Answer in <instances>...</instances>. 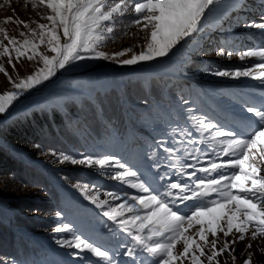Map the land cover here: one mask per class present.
I'll return each mask as SVG.
<instances>
[{
	"label": "snow or ice",
	"instance_id": "6c2138e0",
	"mask_svg": "<svg viewBox=\"0 0 264 264\" xmlns=\"http://www.w3.org/2000/svg\"><path fill=\"white\" fill-rule=\"evenodd\" d=\"M221 3L222 0H39L37 5L33 0V8L44 6L50 10L51 14L42 17L48 23L32 21L36 28H31L27 21H13L18 28L27 30L19 33L24 37L22 41L0 28L3 34L0 58H7L15 72L22 60L42 62V67L14 80L0 64V73L13 89L0 94V114L7 112L22 94L78 61L113 59L122 65H137L168 57L173 49L179 51L178 45L182 48L184 43L199 38L208 16ZM239 7L243 9L246 4L240 3ZM130 12L135 18L126 23L123 18ZM12 20L8 17L5 22ZM236 24L264 30V15L260 22L237 20ZM132 26L146 32L145 43L138 53L120 60L132 53L133 48L125 47L112 54L102 50L107 41L118 39V32L121 37L129 35L127 30ZM216 54L231 58L236 52L221 47ZM238 55L242 61L255 58V62L235 70L210 67L205 70L220 77H249L264 85V43L240 50ZM181 101L189 104L184 97ZM185 111V122H175L168 139L159 142L165 155L159 162L164 171L157 177L158 187L142 180L138 170L120 164L113 157L59 155L61 162L98 165L101 169L114 162L112 166L119 170L110 173L109 178L138 190L140 194H130L101 191L88 182L75 185L116 229L130 238L123 246V254L132 258V264H222L220 258L225 253L235 264L236 243L249 235L252 240L264 237V103L246 108L252 114L251 119L245 118L250 129L247 134L212 120L198 108L187 107ZM189 160L192 163L186 162ZM188 168L191 172H186ZM169 169H175L177 179H171ZM184 176L187 180L182 179ZM188 201L194 203L186 205L189 212L182 213L177 204ZM106 227L113 231L111 226ZM54 231L66 233L55 242L62 248L74 249L69 255L83 264L100 261L112 264V258L119 254L69 223L59 224ZM221 234L225 239L221 240ZM180 244L182 250L177 251ZM251 247L249 243L247 248ZM138 251L147 257L137 255ZM244 264H253L252 257Z\"/></svg>",
	"mask_w": 264,
	"mask_h": 264
},
{
	"label": "trees",
	"instance_id": "16d2710c",
	"mask_svg": "<svg viewBox=\"0 0 264 264\" xmlns=\"http://www.w3.org/2000/svg\"><path fill=\"white\" fill-rule=\"evenodd\" d=\"M132 19L130 15L125 22ZM190 66L198 68L196 63ZM180 86H162L155 76L138 75L124 78L121 89L114 84L99 87L91 97L70 93L60 107L46 103L20 111L31 98L19 103L14 109L19 111L0 122V264L11 259L30 264L42 254L35 239L47 241L57 234L54 224L63 199L53 179L79 190L75 185L100 176L106 168L61 162V153L102 158L113 142L126 141L132 119L140 126L153 107L165 106L164 91L173 103L181 101L183 95L176 92Z\"/></svg>",
	"mask_w": 264,
	"mask_h": 264
},
{
	"label": "rangeland",
	"instance_id": "374dc122",
	"mask_svg": "<svg viewBox=\"0 0 264 264\" xmlns=\"http://www.w3.org/2000/svg\"><path fill=\"white\" fill-rule=\"evenodd\" d=\"M37 5H39V0H35ZM33 0H0V28H3L7 30L9 33V36L17 37L21 41L24 39L19 35L21 29L22 31L27 32V30L23 29L21 27H17L16 23L13 21L15 20H24L29 22L31 28H36V23H32V21H35L37 23H48V21L42 19V17L47 16L50 13V10L47 9L44 6H38L33 8L32 7ZM132 15L133 19L135 18L134 13H129L126 15L123 19L126 21L128 17ZM256 15L253 14L252 18H254ZM8 17H12V21L5 22ZM239 19V17H238ZM246 19V18H245ZM237 21V20H236ZM242 22V21H241ZM7 23V24H6ZM11 26H10V25ZM7 25V26H6ZM229 26V27H228ZM5 27V28H4ZM11 29H10V28ZM8 28V29H7ZM244 28V27H243ZM246 28V27H245ZM253 29H259L252 27ZM20 29V30H19ZM215 31H217L216 36H214V40H212L210 47H214L216 50H218L223 39H225L227 32L224 31H237L239 29H242V26H237L236 22H233V24H223L218 28H213ZM11 30V31H10ZM129 35L127 36H120L119 33H117L118 39L113 42L111 40L106 42L105 47H103V51L112 54L115 52L121 51L125 47H132L133 52L128 53L124 57H120V60L130 58L131 55L138 53L142 46L145 43V35L146 32H141L136 26H132L128 28ZM219 31V32H218ZM13 32V33H12ZM229 34V33H228ZM3 39V34L0 33V40ZM63 42V41H62ZM6 43V41H5ZM197 45L199 44H192L191 50L197 49ZM186 49V47H182V50ZM42 52H45L48 55H53L50 52H47L45 48H41ZM217 51H213L209 57V59L222 61L224 63H227L229 65H223L226 70H234L237 66L241 65L242 67L249 66L248 61H250L251 58H246L245 60H240L239 56H232L231 58H228L226 56H219L216 54ZM15 53H13V56ZM145 63L141 62L140 64ZM254 63V62H253ZM0 64H2L6 70L9 72V74L13 77L14 80H18L19 78H24L29 74H32L35 72L39 67H42V62H36V61H27L22 60L18 65V72H15L12 70V67L8 64L7 58H0ZM137 64V65H140ZM137 65H122L121 63H118L117 60L108 59V60H84V61H78L72 65L67 66L65 69L60 70L57 72L56 76L52 77L50 80L45 81L43 84L38 85L36 88L30 89L28 92L22 94L19 99L13 102V104L9 107L8 111L0 114V122L3 120L11 117L13 114H15L18 111L14 109L17 108L19 103L28 100L31 98V100L26 103L25 106L20 107V111L27 110L32 105H40L44 103H51L54 99L55 102L58 105H61L64 98L68 93H85L88 96L93 95V91L99 87H110L113 84V81L110 77H104L101 75H98V71L102 70H112V69H127L130 67H135ZM235 65V66H234ZM234 66V67H233ZM259 71V70H257ZM191 73V72H189ZM217 75L209 76V79L212 80H219V77H215ZM66 78L70 80H66ZM72 78V79H71ZM225 80L234 81L238 80L239 78H233V77H223ZM120 79H123V76L120 77ZM256 81L251 78H246L244 81ZM12 86L8 82L7 78L3 73H0V94H2L5 91H12ZM52 100V101H51ZM142 121V119H141ZM132 140V135L128 137V140L125 141V144H129V142ZM136 146V143L133 141L131 144V147L134 148ZM38 164V161L35 162ZM113 162H110V168H116L112 166ZM50 167V166H49ZM115 204L120 203V201H111ZM2 211L9 216L10 211L8 208H2ZM52 216L47 215V217ZM49 219V218H48ZM194 231V230H193ZM60 237L65 236L66 233L63 232H57ZM42 235V234H41ZM212 239V237H209ZM225 239L221 234V240ZM227 239L231 240L232 237H228ZM49 240V239H48ZM48 245H46V244ZM44 244L48 248H52L55 250H62V247H60L55 240H49L45 242ZM251 243L252 247L249 249L247 248V245ZM177 251L182 250V244L178 245ZM71 250V249H70ZM236 257L235 264H244V261L251 256L253 264H264V237H259L256 240H252L250 235L244 240L236 243L234 245V253ZM222 264H233L230 257L227 255V253L224 254L223 257L220 258ZM33 261L30 262V264H54L53 261H51V255L50 253H46L45 257H33ZM55 261V260H54ZM6 264H26L25 262L19 263V260L11 259L9 263ZM179 264V262H177ZM187 264V262H185Z\"/></svg>",
	"mask_w": 264,
	"mask_h": 264
},
{
	"label": "bare ground",
	"instance_id": "6f19581e",
	"mask_svg": "<svg viewBox=\"0 0 264 264\" xmlns=\"http://www.w3.org/2000/svg\"><path fill=\"white\" fill-rule=\"evenodd\" d=\"M6 24H7V23H6ZM9 25H10V24H9ZM11 25H12V24H11ZM11 25H10V26H11ZM6 26H7V25H6ZM4 28H5V27H4ZM9 28H10V27H9ZM7 29H8V28H7ZM10 29H11V28H10ZM19 30H20V29H19ZM10 31H11V30H10ZM21 31H22V29H21ZM12 33H13V32H12ZM8 34H9V33H8ZM12 36H13V35H12ZM23 38H24V37H23ZM1 59H2V58H1Z\"/></svg>",
	"mask_w": 264,
	"mask_h": 264
}]
</instances>
